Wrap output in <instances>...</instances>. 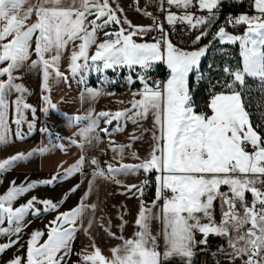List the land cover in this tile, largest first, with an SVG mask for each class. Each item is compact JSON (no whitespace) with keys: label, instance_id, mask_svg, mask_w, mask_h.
<instances>
[{"label":"snow or ice","instance_id":"snow-or-ice-1","mask_svg":"<svg viewBox=\"0 0 264 264\" xmlns=\"http://www.w3.org/2000/svg\"><path fill=\"white\" fill-rule=\"evenodd\" d=\"M167 3L206 11L207 16L196 17L195 13L185 11L180 16L169 13L166 17L169 24L186 22L195 29L214 23L222 0H167ZM252 8L254 15L245 13L227 20L233 26L243 25V35L230 34L225 27H220L214 35V39L222 43H239L242 67L223 68L231 77V82L224 85L229 91L212 97L208 105L211 115H207L196 110L190 74L199 73L201 59L206 56L209 45L187 51L175 46L166 36L151 43H137L134 37L147 35L156 28L164 33L163 26L133 25L126 17L117 15L123 9L112 7L110 0H0V145L26 138L27 133L20 130L26 121L24 111L35 116L37 109L25 100L29 90L23 79L33 72H39L43 90L50 92V82L62 80L71 87V78L86 83L84 73L93 67L99 72L120 68L133 70L138 66L143 74H138L136 79L143 87L133 93L130 108L99 113L90 110L69 120L83 125L79 132L84 142L81 148L98 139L94 135L97 131L110 135L108 127H99L101 119L105 125L116 121L114 130L123 131L127 121L139 124L151 114L156 129L152 132L154 143L149 157L139 164L118 161L119 166L108 163L101 168L97 159L88 161L93 166L91 178L85 177L88 190L77 206L68 211L60 212L59 208L80 184L71 187L59 202L33 196L19 207H14V203L38 184L51 186L77 174L84 175L87 161L84 155L49 179L19 185L12 181L9 190L0 195V237L8 238L0 243V257L20 244L24 229L31 223L28 216L38 218L44 212L58 214L46 226V239H43L45 232L34 231L26 252L14 255L4 264H68L73 255L78 257L77 264H172L173 260L192 264L196 249L200 245L207 246L210 234L231 236L232 232L239 233L229 240L234 258L242 259L243 264H264V135L257 130L259 125L254 127L246 109L248 101L238 90L246 88V77H251L258 82L259 94L264 97V0H252ZM113 26H119L118 30H110ZM208 35L207 30L201 31L193 43ZM65 57L67 73L61 71ZM158 62L166 64L170 77L163 84L149 83L147 72ZM201 78L197 75V80ZM127 79L130 84L136 82L131 75ZM85 91L92 99L101 94L95 89ZM42 99L45 114L50 110L58 111L50 96L44 95ZM261 107L264 108V104ZM85 121L87 123H83ZM12 124L16 125L14 132ZM33 128L34 124L28 122L29 133ZM140 138L133 133L130 141ZM131 142L112 147L114 142L110 141V147L122 159L125 149H131ZM59 147L65 148L63 144ZM47 151L48 147H42L0 160V175L34 154ZM132 155L135 157L136 153ZM140 171L157 173L156 200L163 201L159 213L154 214L142 202L135 219L136 230L130 237L111 232L110 220L107 224L101 223L109 235L119 241L110 249V255H105L94 242L88 246L91 252L86 247L81 253H74L72 242L76 233L83 229L90 235L93 220L89 219L85 227L84 219L89 214L95 217L98 205L89 202V195L96 181L121 184L116 179L118 175ZM148 183L145 180L140 185L122 186L127 192L135 189L133 195L142 196ZM222 186H227L228 191L222 192ZM246 193H251V203L247 202ZM217 201L226 209L219 224L213 215ZM153 207H156L155 201ZM118 218L122 231L127 221L122 215ZM155 220L160 221L159 233L153 231ZM205 220L207 222H203ZM198 233L203 239H196Z\"/></svg>","mask_w":264,"mask_h":264},{"label":"crops","instance_id":"crops-1","mask_svg":"<svg viewBox=\"0 0 264 264\" xmlns=\"http://www.w3.org/2000/svg\"><path fill=\"white\" fill-rule=\"evenodd\" d=\"M237 2H246V9L240 11L236 15H231L232 17L239 16L240 14L254 15V9L252 8V0H235ZM112 7L122 8V13H117L121 18H125L130 21L133 25H140L149 27L153 25H162L164 33H161L158 28L155 30V35H138L140 37L148 36V39L137 40V43H151L155 40L161 39L162 36H166L175 46L191 51L198 50L207 45L206 39L208 36L203 37L198 43H193L201 31H210L213 24L219 18L221 12H218L216 20L212 25H205L202 27H197L195 29L191 28L186 22H177L175 25L169 24L167 22V15L169 13H174L177 16L183 15L185 11L195 13L196 17L207 16L206 11H202L199 8H189L183 9L178 8L175 5H169L167 0H110ZM150 13L151 15H147ZM119 26H113L110 30H118ZM127 27V25H125ZM224 27V26H222ZM233 35H243L234 34ZM220 42V41H219ZM221 44H233L228 42H220ZM239 54L241 53V48L239 43ZM94 51V49H93ZM207 55V54H206ZM241 56V54H240ZM206 57V56H205ZM201 59V63L203 59ZM35 58V57H33ZM242 58V57H241ZM200 63V65H201ZM162 70L166 72L164 77H162ZM61 71L67 73V57L63 60L61 64ZM138 74H143V70L138 66L129 70L127 68H120L116 71L112 69H106L97 72L95 67L91 71L85 72L86 83H78L75 79L69 80L68 86L64 81H54L50 82V92H45L42 86V78L39 72H33L24 77L23 83L28 88L29 92L25 97L27 103L33 105L37 111L35 116L28 111H24V116L26 121L20 126V130L27 133L24 140L14 139V142L7 145H0V160L9 157L17 152H31L34 149H39L42 147H48L49 151L44 153L34 154L31 158L19 162L14 168L0 175V195L5 194L11 185L12 181H15L17 185L21 182L30 183L33 181H43L49 179L53 174L57 172H63L69 166L74 164L81 155L87 158L86 164L89 165L90 169L85 170L84 175L77 174L68 180L55 183L51 186L38 184V186L24 194L14 203V207H19L25 204L33 196L38 197L40 200L51 199L54 202H59L65 194L69 193V189L76 184H80V188L77 191L67 195V199L61 204L59 211H68L77 206V204L84 197L85 192L88 190V179L91 178V169L93 166L88 163L91 159L95 158L99 161L100 167L105 168L108 163L114 166H119V163L123 164H139L141 161L149 157L151 147L154 143L152 139V132L156 131L153 126V117L151 114L148 115L147 119L141 121L139 124H133L131 121H127L123 125V131H115L116 121H113L112 125H105L103 119L99 121V127H108L110 135H105L102 132L97 131L94 135L98 136V139H93L90 144L85 143L84 147L81 148L80 144L84 143L82 137L79 135L80 128L83 126L71 123L69 118L76 115H85L90 110L94 113H99L101 111H111L115 112L122 109L130 108V101L133 99V93L142 89V83L136 79ZM148 74L154 75L157 79V83L163 84L170 77V69L167 68L166 64L163 62H158L155 66L147 72ZM123 75L129 77L132 76L133 80H137V86L126 91H113L109 90L105 85L106 81L113 76ZM191 75V74H190ZM85 89H95L101 94L94 99L90 98ZM222 92L216 93L220 94ZM226 93V92H225ZM83 94V98H82ZM215 94V95H216ZM44 95L50 96L53 103L57 105L56 110H50L48 114L42 111L45 107V102L42 99ZM139 98V97H137ZM14 99V97H13ZM212 99V98H211ZM123 102V103H121ZM199 112V111H198ZM208 115H211L208 114ZM28 122L34 124L33 130L28 132ZM87 123V121L83 122ZM48 129L47 132L41 131V129ZM16 131V125L12 124V132ZM135 134L140 139L135 142L130 141V136ZM11 136V133H9ZM59 137V139L57 138ZM76 141V143H72ZM110 141H113L112 147L118 145H127L132 143L131 149L126 148L121 159L112 151L110 147ZM63 144L64 149H61L59 145ZM135 152L134 157L132 153ZM116 157L115 159L113 157ZM138 157V158H137ZM62 165V167H60ZM157 173H145L140 171L135 174L128 175H118L117 180L121 184L113 183L105 180H97L95 183L94 190L89 195V202L98 205L93 218L90 214L84 219V226L87 227L88 220L92 219V227L90 229V235L86 234L83 229H80L72 242L73 252L81 253L87 247V251L91 252L92 248L88 247L90 243L94 242L105 255H110V249L119 243L118 240L113 239L106 228L101 226V223L107 224L111 221V232H115L118 236L123 235L124 237H130L136 230L135 219L140 210L141 203L143 202L147 207L151 208L154 214H158L160 206L163 201L156 200L157 193V183L155 176ZM153 182L155 187V196L152 201L145 200V186L143 195H133V192H127L126 188L122 185H140L143 181ZM83 181V183H81ZM260 187V185H257ZM222 192H227L228 187L222 186ZM252 197L251 193H246L247 197ZM156 202V207H153V202ZM216 204V203H215ZM40 207V205H37ZM216 205H214V214L216 213ZM226 210L223 207V211ZM58 213L56 212H44L40 217L28 216V220L31 223L24 229L22 233V239L20 244L11 248L0 257V264H4L5 261L12 258L17 254H24L27 250V244L29 237L34 231L40 230L45 232V237L47 238V225L51 220L55 218ZM123 216L127 224L124 225L122 231L120 229L121 220L119 216ZM203 222H207L206 220ZM153 231L154 233H159L160 231V221H153ZM91 238H94L92 241ZM218 236L211 234L208 236L209 245L211 239L217 238ZM226 237V236H225ZM7 237H0V243L7 241ZM15 239V237H12ZM197 240L203 239L201 234H197ZM20 245H24L23 248ZM207 246L200 245L197 249L205 248ZM196 249V250H197ZM78 257L76 255L71 256L68 264H77ZM172 264H179V261L173 260ZM192 264H195V256L193 257ZM219 264H224L219 263Z\"/></svg>","mask_w":264,"mask_h":264},{"label":"trees","instance_id":"trees-1","mask_svg":"<svg viewBox=\"0 0 264 264\" xmlns=\"http://www.w3.org/2000/svg\"><path fill=\"white\" fill-rule=\"evenodd\" d=\"M221 12L217 21L213 24L209 31V35L206 39L207 45H209L206 57L203 59L199 73H192L190 75V89L195 102L196 110L199 112L211 113V109L208 107L211 98L219 92H228L229 90L224 87L225 83L231 82V77L228 76L223 68L227 67L231 69H237L242 67V58L239 54L238 44H221L218 39H214L215 33L222 26L225 27L227 32L234 34L245 33V27L243 25L233 26L231 24L223 25L225 19L229 15H236L240 11L246 9V2H237L235 0H222ZM137 40L148 39V36L135 37ZM211 42V43H210ZM215 46H221L226 48L224 54L219 55V61L216 63V58H211V51ZM227 55V57H226ZM217 66V67H216ZM197 75H201L202 78L197 80ZM246 88L241 90L244 99L248 101L246 109L251 114L254 127L259 125L258 131L264 135V108L261 107L264 104V97L259 94V84L251 77H246ZM155 196V187L153 182H149L145 185V200L152 201Z\"/></svg>","mask_w":264,"mask_h":264},{"label":"built area","instance_id":"built-area-1","mask_svg":"<svg viewBox=\"0 0 264 264\" xmlns=\"http://www.w3.org/2000/svg\"><path fill=\"white\" fill-rule=\"evenodd\" d=\"M152 33H154L153 35H155V30L151 31L149 34ZM165 74L166 72L162 70V77H164ZM147 76L150 77L149 83L158 82L157 79H155L154 75L148 74ZM127 78L128 77L123 75L110 77L106 81L105 86L109 90L122 91V90H130L138 85L137 80L135 83L130 84ZM89 169L90 166L85 165V170H89ZM167 195H171V193H167ZM225 239H226L225 236L213 238L211 239L207 247L197 249L195 254V264H216L217 261L222 260L224 250H221L219 246L224 245L226 243Z\"/></svg>","mask_w":264,"mask_h":264},{"label":"rangeland","instance_id":"rangeland-1","mask_svg":"<svg viewBox=\"0 0 264 264\" xmlns=\"http://www.w3.org/2000/svg\"><path fill=\"white\" fill-rule=\"evenodd\" d=\"M230 16H231V15H229V16L226 17V19H225L223 25L228 24V23H227V20H228V18H229ZM231 17H232V16H231ZM149 27H154V26L151 25V26H149ZM153 34H154V33H152V34H149V33H148L147 35H153ZM226 51H227L226 48H223V47H221V46H219V47H218V46H215V47L212 49V51H211V58H213V57H214V58L217 57L215 60H216V63H218V61H219V55L224 54ZM226 57H227V55H226ZM226 66H228V65L226 64ZM216 67H217V66H216ZM122 91H126V90H122ZM246 200H247L248 203H251V202H252V197H249V196H248V197L246 198ZM215 205H216V206H215V208H216V213H215V214L213 213V215H214V218H215L216 223L219 224V223L221 222V219H222L223 207L221 206V202H220V201H217ZM237 206L239 207V203H238ZM245 227H247V226H245ZM240 231L243 232L244 229L242 228ZM237 235H239V233L232 232V233H231V236H226V239H225L226 243L224 244V248H223V250H224L223 259L217 261L216 264L223 263V262H224V264H243L242 259L234 258L233 249H232V247H231L230 244H229V240H230V239H234L235 236H237ZM212 236H214V235H212ZM216 236H217V235H216ZM222 236H223V235L218 236V237H222ZM237 246L239 247L240 245H237Z\"/></svg>","mask_w":264,"mask_h":264},{"label":"water","instance_id":"water-1","mask_svg":"<svg viewBox=\"0 0 264 264\" xmlns=\"http://www.w3.org/2000/svg\"><path fill=\"white\" fill-rule=\"evenodd\" d=\"M219 248H220L221 250H223V248H224V245H220V246H219Z\"/></svg>","mask_w":264,"mask_h":264}]
</instances>
